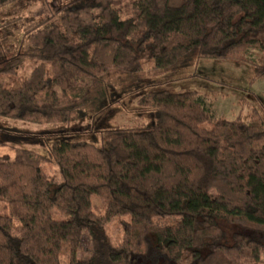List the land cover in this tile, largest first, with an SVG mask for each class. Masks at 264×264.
Segmentation results:
<instances>
[{"label": "trees", "instance_id": "1", "mask_svg": "<svg viewBox=\"0 0 264 264\" xmlns=\"http://www.w3.org/2000/svg\"><path fill=\"white\" fill-rule=\"evenodd\" d=\"M56 1L30 28L0 22V122L52 130L0 125L13 151L0 156V264H61L63 244L68 264H264V108L214 117L197 92L167 87L201 59L264 79V0ZM134 93L148 124L96 123ZM83 232L92 254L78 261Z\"/></svg>", "mask_w": 264, "mask_h": 264}, {"label": "rangeland", "instance_id": "2", "mask_svg": "<svg viewBox=\"0 0 264 264\" xmlns=\"http://www.w3.org/2000/svg\"><path fill=\"white\" fill-rule=\"evenodd\" d=\"M57 8L58 3L56 0H48L30 5L18 13L17 16H20L22 22H26L25 28H30L46 20ZM13 9V7H8L0 10V22L17 17L14 16ZM36 64V60H25L16 69L15 77L26 78ZM187 73L185 79L174 81L172 84H168L167 87L177 91L197 92L204 99L206 107L214 117H224L228 120H233L237 116L246 118L253 106L260 104L264 108V79H252V68L245 63L201 59ZM148 122V114L142 113L138 109L136 93L121 97L117 103L105 109L96 120V123L105 127L133 126L136 124H148ZM87 124H91L89 119L77 123L72 129L75 132L82 133ZM0 125L5 127L8 125L30 132L52 131L50 126L29 125L20 121L7 122L6 124L0 122ZM19 146L24 147L22 145L14 147ZM1 155L11 157L13 155L11 145L0 146ZM52 173L58 178L55 167H52ZM92 204L96 213H104L105 205L100 199L93 197ZM159 223L171 225L174 220L167 218L159 220ZM16 226L17 222H14V227ZM106 231L112 241L118 243L122 237L123 227L118 220H113L108 223ZM91 254L90 239L87 232H83L76 258L78 261L87 260ZM60 263H69L68 249L64 244L60 254Z\"/></svg>", "mask_w": 264, "mask_h": 264}]
</instances>
